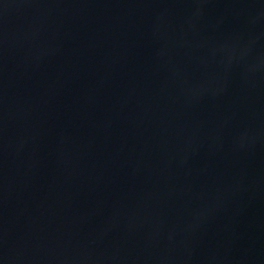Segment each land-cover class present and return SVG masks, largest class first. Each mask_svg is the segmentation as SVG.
I'll return each instance as SVG.
<instances>
[{"label":"water","instance_id":"95a60500","mask_svg":"<svg viewBox=\"0 0 264 264\" xmlns=\"http://www.w3.org/2000/svg\"><path fill=\"white\" fill-rule=\"evenodd\" d=\"M0 264H264V0H0Z\"/></svg>","mask_w":264,"mask_h":264}]
</instances>
